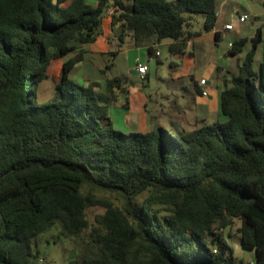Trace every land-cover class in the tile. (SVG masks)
<instances>
[{
	"label": "trees",
	"instance_id": "obj_1",
	"mask_svg": "<svg viewBox=\"0 0 264 264\" xmlns=\"http://www.w3.org/2000/svg\"><path fill=\"white\" fill-rule=\"evenodd\" d=\"M108 7L117 39L129 36L150 54L163 39L174 41L169 51L181 49L192 13L203 31L216 23V0H0V264L38 260L37 238L54 225L57 239L85 245L68 264H264L260 30L220 92V119L189 131L122 132L108 114L120 79H107L102 92L71 78ZM244 43L234 41L230 53ZM58 59L54 93L40 103ZM96 206L103 212L90 221ZM235 220L252 263L237 261L220 233Z\"/></svg>",
	"mask_w": 264,
	"mask_h": 264
},
{
	"label": "crops",
	"instance_id": "obj_2",
	"mask_svg": "<svg viewBox=\"0 0 264 264\" xmlns=\"http://www.w3.org/2000/svg\"><path fill=\"white\" fill-rule=\"evenodd\" d=\"M256 6L257 0H247ZM262 9L253 14L250 21L252 34L243 35L241 26L244 22L238 16L246 15L241 12L246 0H216V23L210 31H203L202 27L196 30L186 27L185 39L181 49L168 50L171 39H163L150 54L147 45L136 44L129 36L123 42L117 39L111 26V7L104 12L102 31L91 42L80 47L83 51L82 59L74 66L72 75L80 84L91 81L99 85L96 89L104 92L107 79L117 77L120 79L116 99L109 105L108 114L115 129L122 132H145L153 125L166 129L178 126L184 130H192L206 123L220 119L219 95L226 82L235 74L241 64L244 54L249 50L250 39L264 25V0ZM97 2L92 5H96ZM193 18L189 16L188 19ZM231 23L233 29L221 37L224 24ZM215 33L218 39H215ZM226 40V45L222 43ZM229 40H244V47L240 53L231 54L228 47ZM256 50L255 58L259 54ZM167 49L169 58L163 59ZM115 51L109 57L108 53ZM159 55L156 56L155 52ZM73 55V54H71ZM102 57L95 61L94 57ZM258 58V56H257ZM147 66L144 78L131 74L136 71L137 61ZM102 61V63H101ZM259 59V63H260ZM62 60H56L53 76L54 86L57 84ZM256 65V60L254 62ZM259 66V64H258ZM257 66V68H258ZM256 69V68H255ZM201 79L206 80L207 95L201 94L203 87L199 85ZM249 254L242 263H252L255 259L254 251L247 250Z\"/></svg>",
	"mask_w": 264,
	"mask_h": 264
},
{
	"label": "rangeland",
	"instance_id": "obj_3",
	"mask_svg": "<svg viewBox=\"0 0 264 264\" xmlns=\"http://www.w3.org/2000/svg\"><path fill=\"white\" fill-rule=\"evenodd\" d=\"M91 5L97 0H86ZM173 1V0H168ZM256 6L253 2L249 3L246 0V3H243V7L241 9V12L243 14H246L247 21L246 23H243L241 26L243 35L252 34V29H250V21L253 19V14H255L257 11H260L262 9V2L261 0H257ZM193 18L188 19L190 22V27L194 30L202 27V16L200 14L192 13ZM185 27H187L185 25ZM262 34L264 38V25L262 24ZM186 29V28H185ZM254 33V32H253ZM223 46L226 45V40L222 43ZM251 44L248 46L250 49ZM259 54H261V45L259 47ZM258 56V58H257ZM255 60L256 65L255 68L257 69V66L259 64V59L261 60L260 55L257 54ZM102 57L95 56V61H100ZM169 58V52L167 49L163 53V59ZM165 60V59H164ZM102 63V61H101ZM54 72V64H52L48 70L49 74H52ZM71 78L75 81L74 76L72 75ZM54 93V81L52 79H48L44 82L43 86L41 87L39 94H38V102H45L49 98L52 97ZM219 117L221 118L222 115L220 113ZM164 127L167 128L166 124H164ZM170 129V128H169ZM93 194L100 198L108 199L109 201L113 202L115 205L120 204L119 200L114 194H111L109 192L104 191H93ZM103 208L101 207H90L87 209V217L90 221L93 220L94 215L102 213ZM239 226V222L237 220L234 221L233 226L231 228H225L222 231H220L222 237L226 240L227 244L232 247L233 251V257L237 261H241L242 259H246L248 257L247 251L241 247L240 245V239L239 235L236 233V227ZM60 227L58 225H54L51 227L48 231L40 234L37 238V250L39 252V259L36 263L33 260V263L28 264H68L70 260H73L75 258H80L83 256V251L85 245L82 244L80 241H75L74 239L70 238H61L57 239V232L59 231Z\"/></svg>",
	"mask_w": 264,
	"mask_h": 264
},
{
	"label": "built area",
	"instance_id": "obj_4",
	"mask_svg": "<svg viewBox=\"0 0 264 264\" xmlns=\"http://www.w3.org/2000/svg\"><path fill=\"white\" fill-rule=\"evenodd\" d=\"M112 12H113V8L111 7L109 13L111 14ZM215 15H216V17H217V16H218V13L216 12ZM246 19H247V16H246V15L238 16V20H239L240 22H244V21H246ZM232 29H233V25H232L231 23L224 24V26H223V30H222V32H221V37H222V38H225V37H226V32L229 31V30H232ZM232 43H233V40H229V41H228V47H229L230 49H231V47H232ZM155 55L158 56V55H159V52L156 51V52H155ZM136 61H137L136 71H137L138 75L140 76V78L143 79V78H144V75H145V72H146V70H147V66L144 65V64L139 63L138 60H136ZM205 84H206V80H205V79H201V80L199 81V85L203 87V90L201 91V94L204 95V96L207 95V91H206V89H205V87H204Z\"/></svg>",
	"mask_w": 264,
	"mask_h": 264
},
{
	"label": "water",
	"instance_id": "obj_5",
	"mask_svg": "<svg viewBox=\"0 0 264 264\" xmlns=\"http://www.w3.org/2000/svg\"><path fill=\"white\" fill-rule=\"evenodd\" d=\"M131 74H133L134 76H137V75H138L137 71H135V70H133V71L131 72ZM34 261H35L36 263L38 262L37 259H34Z\"/></svg>",
	"mask_w": 264,
	"mask_h": 264
}]
</instances>
